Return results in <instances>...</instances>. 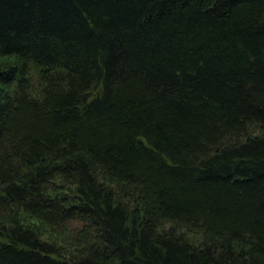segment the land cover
Returning a JSON list of instances; mask_svg holds the SVG:
<instances>
[{
  "label": "trees",
  "instance_id": "1",
  "mask_svg": "<svg viewBox=\"0 0 264 264\" xmlns=\"http://www.w3.org/2000/svg\"><path fill=\"white\" fill-rule=\"evenodd\" d=\"M0 264H264V0H0Z\"/></svg>",
  "mask_w": 264,
  "mask_h": 264
}]
</instances>
